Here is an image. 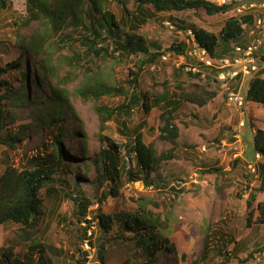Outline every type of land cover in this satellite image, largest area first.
<instances>
[{
	"label": "rangeland",
	"instance_id": "1",
	"mask_svg": "<svg viewBox=\"0 0 264 264\" xmlns=\"http://www.w3.org/2000/svg\"><path fill=\"white\" fill-rule=\"evenodd\" d=\"M8 1L9 9L0 10V66L21 56L22 66L27 69L28 76L22 80L16 70H10L0 76V81L6 79L8 85L22 86L27 94V101H31L34 91H37L39 96H36L44 109L51 108L56 103L50 83H57L67 91L72 110L66 109L64 116L67 123L66 137L69 134L71 137L61 141L60 146L66 159L76 162L82 160L88 164V169L82 163L77 165V169L75 163L72 166L63 165V172L55 174L52 182L45 186L44 191L48 195L43 203L45 216H41L37 223L40 234L39 241L34 244L36 248H43L41 256L47 264L97 263L96 250L105 241V232L98 225L96 213L109 214L115 219L107 232L108 239L104 242L105 264H145L147 255L132 240V232L121 227V223L115 218L121 212L138 210V204H144L152 216L160 217L159 227L162 226L163 229L157 227L153 231L159 232L161 238L168 239V247L172 246L169 249L163 244L164 247L147 264H192V260L199 256L205 236L209 240V250L205 259L197 260V264H220L224 258H231L227 264H264V224H253L257 216L256 206L264 202V192L252 191V187L258 186L259 165L264 161L263 156L256 154L253 148L256 131L262 130L264 133V106L246 100L245 90L249 83L247 78L240 88L238 82L231 81L230 87L243 97V103L241 106L229 104L227 92L218 85L216 70L197 66L195 60H184L170 50L173 43H183L187 50L190 46L188 30L203 28L217 34L225 20L236 15H250L251 21L244 28L243 35L231 43L248 41V38L245 39L248 31L252 29L257 33L260 29L258 27L264 29V6L254 8L247 14H236L233 7L225 13L213 15L206 14L203 9L159 13L150 10L154 12L153 16L148 15L145 24L134 30L143 36L151 51L169 56L163 59L158 55L157 60L148 65L144 64L142 56H133L125 61L101 58L87 50L86 44L80 41L82 30L62 27L61 33L52 34L41 21L31 19L26 22V0ZM126 7L131 13H135L132 2ZM107 9L117 22L120 21L125 26L123 31H130L131 17L123 13L120 4L108 0ZM43 27L47 33L37 35L42 34ZM31 35H37L38 45L51 53V57L41 51L39 55L21 51L18 39ZM260 39V56L264 57V37L260 36ZM103 40L111 49V37L104 36ZM100 45L102 42L97 41V46ZM215 49L219 53L222 46ZM228 52L229 49L223 55ZM48 58L51 59L52 68L45 74L37 69L36 62ZM136 65L141 67L137 86L141 98L144 94H149L152 98L150 92L162 93L165 86L170 91L178 92L174 88L172 74L181 66L185 67L180 71L181 79L205 85L217 94L203 106L175 99V104L167 110L163 102L155 105L150 102L148 110L140 102L131 109L129 118L116 116L106 123L107 128L103 132H99L100 118L95 105L105 104L114 108L123 101L126 102L124 95L103 96L95 102L83 98L76 88L85 83H96L99 79L127 88L128 81L132 78L128 72L136 71ZM260 65L263 67L260 76L264 77V61ZM188 67L197 69L198 71L193 72L195 74L207 72V78L202 79L200 75L190 77L185 72L189 70ZM43 75L48 80L46 85L41 83ZM130 90L131 87L128 91ZM26 106L25 110L17 109L16 123L27 122L30 127L26 128L24 137L18 140L15 149L0 144V174L8 165L18 169L28 167V159L36 155L43 157L47 149L44 144L50 143L54 128L47 131L45 125L37 126L35 120L26 114L32 105ZM37 111L36 116L39 117L42 111ZM166 111L172 115L178 127L176 147L173 150L175 157L163 161L158 170L151 174L149 182H144L141 178L133 180L128 176L127 172L135 169L134 160L131 165L129 162L125 165V170H120L119 179L113 178L111 181L107 178L101 182L94 178L95 167L92 161L100 150H107L112 146L111 151L119 167L125 159L124 152L128 146L133 145V138L137 133L141 134L145 143L152 141L158 151L170 148V144L157 138L159 114ZM73 112L79 118L78 122L73 121ZM81 130L84 131V136ZM84 147L86 155L82 153ZM100 164L99 162L97 166L101 172ZM68 167L72 169L70 173ZM76 178L79 181L77 184ZM111 185L117 186V196L107 194L102 198L101 194L109 193ZM51 189L56 192H50ZM251 193L255 197L248 209H253L254 214L247 226V201ZM79 194L91 201L85 217L89 225L84 221L76 225L70 222L75 223L72 198H77ZM17 227L13 223L0 225V264L5 263L2 253ZM83 228H87L88 242L86 239H77L78 234L82 236ZM231 241L237 242L235 258L234 253L230 252L233 247ZM36 248L30 255H27L28 248H24L19 255L28 257L31 259L30 264H33L39 256ZM78 248L82 251L78 252Z\"/></svg>",
	"mask_w": 264,
	"mask_h": 264
},
{
	"label": "trees",
	"instance_id": "2",
	"mask_svg": "<svg viewBox=\"0 0 264 264\" xmlns=\"http://www.w3.org/2000/svg\"><path fill=\"white\" fill-rule=\"evenodd\" d=\"M121 5L123 13L130 16L132 23L129 28L130 31H123V24L120 21H116L114 15L107 9L108 0H26L25 6L28 12V18L26 22L31 19H36L46 24L47 30L52 34L61 33L62 27H71L73 29H80L83 31L81 42L86 44V49L93 52L95 55L107 59V60H119L125 61L133 56H142L144 58V64L151 65L157 60V56L161 55L159 52L151 51L150 47L145 43L143 36L138 34L134 29L141 24H145V18L153 16L154 12H172L183 10H200L203 9L206 14L213 15L216 13H225L232 8V4L217 5L209 0H112ZM54 2V3H53ZM132 2L135 6V13H131L127 9V4ZM10 2L8 0H0V10L4 11L9 9ZM150 10L154 11L151 12ZM251 21L250 15H242L240 17L230 16L223 23L221 29L217 34L207 31L203 28L194 29L195 40L198 46L204 47L209 56L220 57L223 52L228 50V45L231 42L239 39L243 32L242 24L244 22ZM125 27V26H124ZM42 34L45 35L46 29H41ZM59 33V34H60ZM36 35V36H37ZM35 35L24 36L18 39V45L21 47V51L30 52L34 55H39L40 51L45 52L51 57V53L46 52L41 45H38V38ZM104 36L111 37L112 46L111 49L104 42ZM97 41H101L102 45L97 46ZM237 43V42H236ZM153 42L151 43V46ZM219 45L222 46V50L219 53L216 49ZM150 48V49H149ZM185 45L183 43H176L170 46L175 54H185ZM186 50V49H185ZM261 48L259 50V58L264 61V57L260 56ZM163 55V54H162ZM161 55V56H162ZM186 58H189L186 56ZM185 58V59H186ZM191 59V58H190ZM190 59H187L190 61ZM51 59L37 61V69L42 70L43 73L50 71L52 66L50 65ZM22 58L18 56L16 59L9 63L0 66V76L7 73L10 70H16L23 80L28 76V71L22 66ZM136 71L129 70L128 74L131 76V80L128 81V87L115 86L103 80H97L96 83H85L82 86L76 88L78 93L85 99H92L95 102L103 96L115 97L124 95L126 102L123 101L120 105L114 108H110L105 104L95 105V109L100 118L99 132H103L107 128V122L117 117L129 118L131 109L138 106V104L144 106L145 110L150 108V102L158 104L163 102V106L171 108L175 104V99L184 102L196 104L197 106H203L208 101L213 99L217 92L209 90L205 85L185 82L180 77V71L184 70V66L180 69L173 71L174 88L178 92L170 91L166 86L162 93H151L150 95L144 94L142 98L137 92L138 79L141 71V67L136 65ZM263 68V67H262ZM252 77H246L248 79V86L245 90V98L247 101L256 102L264 106V77H261V70ZM190 77L197 76L199 74L193 73L191 70L185 71ZM37 75V73H36ZM38 76V75H37ZM42 85H46L48 80L41 77ZM6 79L0 81V144L10 149H15L18 140L24 137L28 127L30 125L27 122L16 123L17 109H26V105H32L28 108L26 114L35 120L37 126L45 125L46 130L54 128L51 133L50 143H45L47 149L44 151L45 155L40 157H30L28 159V167L18 169L11 165L5 167L4 171L0 174V225L5 223H13L18 227L14 230V235L9 240L8 246L5 248V252L2 256L5 259L4 264H30L31 259L25 256H20V250L28 248L27 255L33 252L36 248L34 244L39 241L40 227L37 223L41 216H45V209L43 203L46 202L48 195L46 194L45 186L53 180V176L61 171L63 165L72 166L75 163L77 165L82 163L86 169L88 164L85 161L66 159L63 150L60 146V142L68 140L66 134V118L64 111L71 109L69 101V93L60 87L59 84L50 83L52 85V96L55 98L56 103L53 107L43 108L42 103L39 102V94L34 91V96L31 101H27L28 97L22 86L13 87L8 85ZM8 85V86H7ZM131 87V90L129 88ZM38 94V96H36ZM37 110H41L39 117L36 116ZM74 113V112H73ZM160 125L158 128L157 138L170 144V148L158 151L151 141L145 143L141 134L137 133L133 138V145L128 146L124 152V157L121 161V165L117 167L116 158L112 154V146L107 150L101 149L99 154L94 157L92 161L93 167H95L94 178L101 182L107 178L113 181V178L121 176V171L125 170V165L128 162L135 161V169L128 171V176L137 180L143 179L144 182L150 181L152 173L156 172L159 165L168 159H173L175 155L173 150L176 147V138L178 136V127L174 123L172 115L168 111L159 114ZM73 121L78 122L79 118L75 113ZM35 127V126H33ZM36 128V127H35ZM73 134V133H72ZM81 134L84 136V131L81 130ZM99 137L104 139L103 136ZM129 142H132L129 140ZM43 145V143H42ZM50 148V149H49ZM253 148L256 154H260L264 158V133L262 130H257L253 136ZM82 153L87 154L86 148L82 149ZM24 156V155H23ZM101 163L102 171L98 170V163ZM69 173L72 171L69 168ZM258 186L252 187V191L264 192V161L259 165L258 171ZM78 179L76 178L77 184ZM79 182V181H78ZM117 186L111 185L109 193H102L101 197L105 198L106 195L117 196ZM50 192H56L54 189ZM255 194L251 193L247 201V209L251 205V201L254 200ZM73 216L75 223L72 221V225L76 223L86 222L89 225V221L86 220L87 208L90 206L91 201L84 195L79 194L78 197L72 198ZM100 199L98 200V202ZM257 216L253 220L255 225L264 224V202H260L256 206ZM157 214V213H155ZM254 211L248 209L246 215V224L250 225L252 221ZM95 217L98 220L100 229L105 232V241L108 239L107 232L110 230L114 223V217L109 214L96 213ZM116 220L121 224V227L128 229L132 232L133 241L138 245L143 252L147 255L145 264L150 260H153L156 253L164 247H168V239L161 238L159 232L153 231L157 229H163L159 216H152L149 211L146 210L144 204H138V210L133 212H121L116 215ZM87 228H83L82 236L77 235L79 240H87L86 237ZM90 236V235H89ZM41 240V239H40ZM96 250L97 263L105 264V249L104 242ZM88 242V240H87ZM233 247L231 253H234L236 248V241H231ZM39 246V245H38ZM169 249L172 246L168 247ZM30 250V252H29ZM209 250V240L207 236L204 237L202 247L200 248L199 256L192 260V264H197V260L205 259L206 253ZM82 250L78 248V252ZM39 256L33 264H47V261L41 256L43 248H36ZM226 254V253H224ZM226 257V255H225ZM2 258V257H1ZM231 258H224L220 264L229 263ZM2 261V260H0Z\"/></svg>",
	"mask_w": 264,
	"mask_h": 264
},
{
	"label": "built area",
	"instance_id": "3",
	"mask_svg": "<svg viewBox=\"0 0 264 264\" xmlns=\"http://www.w3.org/2000/svg\"><path fill=\"white\" fill-rule=\"evenodd\" d=\"M217 5L232 4L233 10L236 14H247L254 8H260L264 6V0H209ZM258 1V4H257ZM242 16V15H236ZM249 22H244L242 24L243 32ZM257 33L254 30H250L247 33L248 41L242 43L230 44L229 52L225 55H221L219 58L210 57L205 48H200L195 40L194 34L191 30H188L187 34L189 36L190 46L185 50V54H181L182 59L185 60L186 56L191 58L197 66H203L209 70H216L217 81L219 87L227 92V102L229 104L234 103L241 106L243 103V97L235 92L234 89L230 87L231 81L238 82L239 87H241L243 80L246 77L254 76L257 71H259L262 66V60L259 58V50L262 47L261 37H264V29L261 27ZM168 54H163L162 58L168 57ZM187 69L192 72L198 71L194 67ZM207 72H200V77L206 79ZM242 124V122H240Z\"/></svg>",
	"mask_w": 264,
	"mask_h": 264
}]
</instances>
